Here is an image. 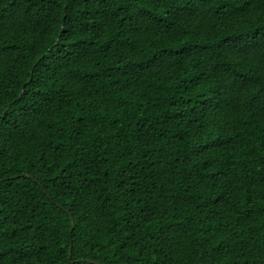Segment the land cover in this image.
Segmentation results:
<instances>
[{
  "label": "trees",
  "instance_id": "obj_1",
  "mask_svg": "<svg viewBox=\"0 0 264 264\" xmlns=\"http://www.w3.org/2000/svg\"><path fill=\"white\" fill-rule=\"evenodd\" d=\"M0 264H264V0H0Z\"/></svg>",
  "mask_w": 264,
  "mask_h": 264
},
{
  "label": "water",
  "instance_id": "obj_2",
  "mask_svg": "<svg viewBox=\"0 0 264 264\" xmlns=\"http://www.w3.org/2000/svg\"><path fill=\"white\" fill-rule=\"evenodd\" d=\"M75 226V221L73 220V228ZM71 242H72V238H71ZM71 254H72V250H70V257H71Z\"/></svg>",
  "mask_w": 264,
  "mask_h": 264
}]
</instances>
